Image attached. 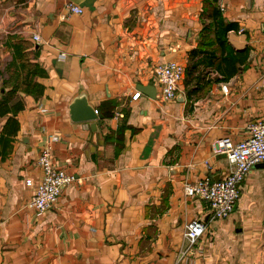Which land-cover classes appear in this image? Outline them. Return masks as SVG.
Here are the masks:
<instances>
[{
  "label": "crops",
  "instance_id": "crops-1",
  "mask_svg": "<svg viewBox=\"0 0 264 264\" xmlns=\"http://www.w3.org/2000/svg\"><path fill=\"white\" fill-rule=\"evenodd\" d=\"M69 2L84 13L63 17ZM14 35L44 74L41 94L19 92L20 129L0 144V264H171L186 224L210 218L186 184L227 176L216 142L241 141L264 120V0H0V46L11 56ZM172 60L186 75L168 100L154 70ZM78 96L103 118L74 121ZM46 147L74 179L37 213L26 180L41 177ZM180 264H264V167L251 169L235 210L210 221Z\"/></svg>",
  "mask_w": 264,
  "mask_h": 264
},
{
  "label": "built area",
  "instance_id": "built-area-1",
  "mask_svg": "<svg viewBox=\"0 0 264 264\" xmlns=\"http://www.w3.org/2000/svg\"><path fill=\"white\" fill-rule=\"evenodd\" d=\"M83 13V7L69 2L66 4V14L63 17ZM32 39L39 42L41 37L34 34ZM185 71L181 63L173 60L155 66L154 72L163 98L168 100L176 98ZM140 95L141 92L138 91L133 98L138 99ZM247 129L248 135L241 141L233 142L230 138H222L216 142L215 151L226 154L229 161L230 172L227 176L218 180L207 177L186 184L185 193L205 200L211 214L206 222L196 219L186 224L182 243L176 250L171 264H180L192 252L207 231L210 221L225 219L231 215L240 198L241 186L246 176L256 164L264 162V120L251 121ZM35 163L41 169L42 175L38 180L34 178L26 180V185L33 189L27 206L37 213H44L52 209L63 187L71 183L74 177L55 165L51 147L43 149Z\"/></svg>",
  "mask_w": 264,
  "mask_h": 264
},
{
  "label": "trees",
  "instance_id": "trees-1",
  "mask_svg": "<svg viewBox=\"0 0 264 264\" xmlns=\"http://www.w3.org/2000/svg\"><path fill=\"white\" fill-rule=\"evenodd\" d=\"M219 14L220 12L218 10L213 9L210 15L211 17L219 20ZM233 27L234 24H231V26H227L225 30L228 31L229 29H233ZM205 29L208 30L209 28L207 27ZM218 32L219 30H216V40L220 41V38L222 39V37L218 35ZM6 47L12 51V59L6 66L9 77L7 79H3L2 86L0 87V116L7 117V121L0 136V144L8 143L10 136L17 134L20 129V123L16 116L24 109V102L19 97V92L34 95L41 94L43 87L40 83L35 81V78L44 74L43 68L40 67L38 63L31 61L35 52L28 50L31 47L28 40L24 39L20 35H14L7 40ZM197 53L198 50L192 51V55ZM219 57L222 56L220 55L218 58ZM236 59L237 57L232 54L231 49V76L238 70V66H236ZM225 61L228 66L229 60L227 56H223V58L220 59V63H224ZM188 73L190 72H187V74ZM3 88L6 89L5 92H3Z\"/></svg>",
  "mask_w": 264,
  "mask_h": 264
},
{
  "label": "water",
  "instance_id": "water-1",
  "mask_svg": "<svg viewBox=\"0 0 264 264\" xmlns=\"http://www.w3.org/2000/svg\"><path fill=\"white\" fill-rule=\"evenodd\" d=\"M148 85H143L139 89L143 92H147ZM157 90H154L152 94H149L151 97H155ZM70 115L74 121H91L98 118H103V115L100 113V109L94 108L91 106L85 96H78L72 102L70 106ZM260 167H264V162L258 163ZM211 211L206 213L210 215ZM208 218L201 219L202 221H207Z\"/></svg>",
  "mask_w": 264,
  "mask_h": 264
},
{
  "label": "rangeland",
  "instance_id": "rangeland-1",
  "mask_svg": "<svg viewBox=\"0 0 264 264\" xmlns=\"http://www.w3.org/2000/svg\"><path fill=\"white\" fill-rule=\"evenodd\" d=\"M2 38H0V45H2ZM12 59V56H11V53H9L5 48H2L0 46V64H2V66L11 61ZM1 70V69H0ZM9 77V73L7 71L6 68H4L3 70H1V73H0V78L2 79H7Z\"/></svg>",
  "mask_w": 264,
  "mask_h": 264
}]
</instances>
